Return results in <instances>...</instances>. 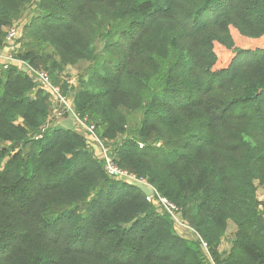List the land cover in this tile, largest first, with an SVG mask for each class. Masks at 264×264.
Returning <instances> with one entry per match:
<instances>
[{"label":"trees","instance_id":"obj_1","mask_svg":"<svg viewBox=\"0 0 264 264\" xmlns=\"http://www.w3.org/2000/svg\"><path fill=\"white\" fill-rule=\"evenodd\" d=\"M29 1L0 0V49ZM36 8L33 43L18 58L54 83L51 68L95 64L73 103L105 143L143 110L135 138L111 156L177 205L200 239L179 236L155 201L110 178L77 130L56 124L34 140L50 97L19 68L0 67V264H208L201 240L217 264H264V0Z\"/></svg>","mask_w":264,"mask_h":264},{"label":"built area","instance_id":"obj_2","mask_svg":"<svg viewBox=\"0 0 264 264\" xmlns=\"http://www.w3.org/2000/svg\"><path fill=\"white\" fill-rule=\"evenodd\" d=\"M18 36L19 30L17 28H11L6 34L4 45H12L14 49L8 54L5 53V50L0 49V67L2 72H7L12 67L19 68L23 72L24 70H27V72L24 73L32 77V79L40 86V88L50 96V109L54 117V121L56 122L55 124L59 126V123L63 120H67L69 118L74 119L76 128H80L86 134L85 138L90 148L97 149L99 155L103 157L104 170L110 178L118 181H125L128 184L133 182L151 186L145 180L138 178L137 176L129 173L127 170L117 165L111 156L110 151H108L109 149L104 146L103 141L99 138L95 125L88 122L87 118H83L78 114L69 95L65 94L63 89L58 84L54 83L50 73L46 69L32 66L27 61L18 58L16 51V40ZM42 138L43 133L37 138V140ZM140 147L143 148L144 144H140ZM152 188L154 194L153 196L147 198L149 200L155 201L159 209L169 216L175 226L189 228L188 225L182 220V212L180 208L168 198L159 194L154 187ZM190 229L195 232L192 228ZM201 243L205 251L208 264H217L209 252L208 245L202 240Z\"/></svg>","mask_w":264,"mask_h":264},{"label":"rangeland","instance_id":"obj_3","mask_svg":"<svg viewBox=\"0 0 264 264\" xmlns=\"http://www.w3.org/2000/svg\"><path fill=\"white\" fill-rule=\"evenodd\" d=\"M36 5H37V0H30L26 7H25V10L23 11V13L17 17L11 25H9L8 27L4 28V33L5 35L7 34V32L11 29V28H17L19 30V36L16 40V45H17V48H16V51L18 53V51H21L23 49V44L25 45V48L24 49H29L27 47L28 44L30 43H33L31 42V38H30V35H29V32H28V24L30 23L31 19L35 16V15H38V10L36 8ZM41 14V12H40ZM166 46V44L163 45L162 47V51H163V54L166 56V57H169L172 55V52H168L166 49H164V47ZM14 49V47L12 45L10 46H6L4 45L2 50H5V53L8 54L10 53L12 50ZM35 50H38L37 48H34ZM97 50L99 52L102 51V45H100ZM217 50H218V53L219 54H222V48L221 47H217ZM223 53L225 54V52L223 51ZM86 62V61H85ZM85 65H88V68L85 70L84 68H70L68 67L69 69H66L64 71H58L57 69H52L51 68V72H52V75L56 81V83L62 88V85H65L66 82H70L71 79H76V88L73 89L72 91V94L69 95V97L71 98V100L74 102V99H75V95H76V92L79 90V88L81 87L80 85L84 82H86V79L88 78V75L90 74V71L92 68H94L96 65H90V63L86 62L84 63ZM48 67H52L50 64L47 65ZM39 68H44V66H39ZM68 80V81H67ZM50 97V96H49ZM75 103V102H74ZM50 113H49V117L48 119L46 120L45 124L41 127V129L35 133L32 138L34 140H37V138L43 133L51 129V128H54L56 126V122L54 121V117L51 113V109L49 110ZM142 113H143V110L141 111H138V112H135V113H131L129 115V118H128V127H127V131H128V134H126L125 136L119 138L118 140L114 141V142H110V143H104V146L106 148H108L110 151V153L112 154V152L114 151L115 147H118V146H121L123 144V141H125L126 139H133L135 138V132L137 131V129L140 127V123H141V120H142ZM75 130H77L79 132V134L83 135L85 137V133L80 129V128H76ZM143 144V143H142ZM5 146H8V145H5ZM155 147H158L160 148L161 145L160 144H156L154 145ZM88 149L93 153V155L103 163V157L99 155L98 153V150L95 149V148H89ZM258 196L261 200H264V192H263V189L262 188H259L258 189ZM158 210L159 213H162L161 210L157 207L156 208ZM182 220L188 225L189 228L190 225L188 224V222L186 221V219L183 217L182 215ZM174 227H175V224H173Z\"/></svg>","mask_w":264,"mask_h":264},{"label":"crops","instance_id":"obj_4","mask_svg":"<svg viewBox=\"0 0 264 264\" xmlns=\"http://www.w3.org/2000/svg\"><path fill=\"white\" fill-rule=\"evenodd\" d=\"M84 63H86V62L82 61V62L78 63L77 65H75L73 67L70 66V68L72 67V68H77L78 69V68L82 67V68H84L86 70L88 68V65H85ZM66 69H69V68H66ZM66 84L68 85V93L67 94L71 95L73 89L76 88V86H77L76 79H71L70 82L68 81V82H66ZM235 230H236V227L232 223H230L229 224V228H228V232H227V235H226L227 238H224L223 243L221 245V251L225 252V251H227L229 249V243H228L229 237L228 236L230 234L234 233ZM175 232L179 236H181V237H183V238H185L187 240H196V241L199 240L198 235L195 232H193L190 228L181 227V226H175Z\"/></svg>","mask_w":264,"mask_h":264},{"label":"water","instance_id":"obj_5","mask_svg":"<svg viewBox=\"0 0 264 264\" xmlns=\"http://www.w3.org/2000/svg\"><path fill=\"white\" fill-rule=\"evenodd\" d=\"M24 72H27V70H24ZM59 126L65 130H68V131H73L76 129L75 120L72 118H69L67 120H63L62 122L59 123ZM129 184L136 187L146 197H151L154 194L153 188L151 186L140 184V183H133V182H131ZM263 206H264V202H263Z\"/></svg>","mask_w":264,"mask_h":264}]
</instances>
